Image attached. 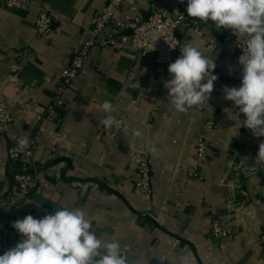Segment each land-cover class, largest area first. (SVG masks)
I'll return each instance as SVG.
<instances>
[{
  "label": "crops",
  "instance_id": "crops-1",
  "mask_svg": "<svg viewBox=\"0 0 264 264\" xmlns=\"http://www.w3.org/2000/svg\"><path fill=\"white\" fill-rule=\"evenodd\" d=\"M23 1L24 8L8 9L0 0V103L14 117L10 128L0 131V235L9 218L2 201L14 190L8 150L31 135L45 181L24 202L25 215L42 218L62 207L82 208L97 235L115 236L131 260L143 258L147 264H264V165L256 164L264 137L240 126L243 116L225 111L235 109L224 99L223 80L237 81L236 87L242 80V53L232 31H217L209 20L180 33L181 47L192 43L216 59L210 107L176 111L163 87L170 78L167 69L151 62L142 68L129 49L118 53L96 46L66 94L65 114L55 110L46 119L71 52L108 0ZM135 6V12L120 10L115 20L179 13L173 0H136ZM41 8L55 20L45 37L35 24ZM17 60L23 66L15 75L10 68ZM106 100L129 126L128 134L99 123ZM209 122L215 124L210 131ZM133 129L142 135L135 137ZM202 139L207 152L196 165ZM153 145L159 155L151 152ZM142 158L152 169L150 202L135 185ZM238 188L248 193V203L238 199ZM215 221L230 226L228 237L212 235ZM20 239L18 234L10 248ZM5 251L0 238V255Z\"/></svg>",
  "mask_w": 264,
  "mask_h": 264
},
{
  "label": "clouds",
  "instance_id": "clouds-1",
  "mask_svg": "<svg viewBox=\"0 0 264 264\" xmlns=\"http://www.w3.org/2000/svg\"><path fill=\"white\" fill-rule=\"evenodd\" d=\"M186 11L189 18L203 24L211 20L217 31L230 29L237 37L242 80L239 87H223L224 99L233 102L235 109L225 111L243 116L240 126L251 130L254 137H264V0H187ZM180 52L168 65L170 78L163 81L168 102L181 113L194 107H210L218 79L213 74L215 57L192 43L185 44ZM100 110L105 116L99 123L106 130L129 133L127 123L112 114L115 107L110 101H104ZM131 134L142 135L135 129ZM17 146L19 151L26 150L31 141L25 135L17 139ZM151 152L159 155L154 145ZM256 164L264 165V142L259 144ZM12 227L21 239L0 255V264H147L143 258L131 260L126 255L127 247H122L115 236L97 235L92 220L79 207H62L42 218L28 214L13 221Z\"/></svg>",
  "mask_w": 264,
  "mask_h": 264
},
{
  "label": "built area",
  "instance_id": "built-area-1",
  "mask_svg": "<svg viewBox=\"0 0 264 264\" xmlns=\"http://www.w3.org/2000/svg\"><path fill=\"white\" fill-rule=\"evenodd\" d=\"M173 1L179 9L176 16L154 12L148 17L137 14L135 17H127L126 21H117L115 17L120 10L129 8L132 12L136 11V0H108L102 12L94 18L92 27L83 34L81 46L71 52L69 64L62 71L51 104L45 110V118L48 119L58 108L66 109V94L81 76L87 65L88 56L96 46L109 48L118 53L129 49L134 52L136 62L140 63L142 68L148 62L153 61L161 70H168V65L176 60V54L181 47L180 33L203 24L196 18L188 17L187 0H184V3H180V0ZM2 3L8 9L25 7L23 0H3ZM54 23L53 15L45 8H41L35 23L38 35L48 36L53 30ZM22 66L21 61L17 60L11 66L10 71L17 75L22 71ZM13 122L14 117L11 110L0 103V131L10 128ZM214 127L213 122L206 124L208 131ZM28 138L31 141L30 148L19 151L16 140L8 150V162L11 167L14 162H20L24 166H28L31 172L25 173L23 170L12 168L15 173L14 190L7 199L2 201L9 211L8 221L0 235L5 250L10 248L18 235V232L12 227V222L26 216L23 212L24 202L29 200L31 193L38 191L45 181L37 166L35 137L30 135ZM206 147L204 139L200 140L196 165L202 164L207 152ZM194 175L193 171L190 172V177ZM152 182L150 164L147 159L142 158L138 166L135 185L148 202L153 194ZM237 197L244 203L249 202L248 193L241 188L237 189ZM211 233L215 238L223 239L230 235L231 228L229 225L215 221L211 225ZM262 257L264 258V250Z\"/></svg>",
  "mask_w": 264,
  "mask_h": 264
},
{
  "label": "trees",
  "instance_id": "trees-1",
  "mask_svg": "<svg viewBox=\"0 0 264 264\" xmlns=\"http://www.w3.org/2000/svg\"><path fill=\"white\" fill-rule=\"evenodd\" d=\"M234 83L236 84V83H238V82H237V81L235 82L234 80L232 81V80H228V79H226V80H223L222 85H223V86H225V85H227V86H233ZM56 110L60 112L61 116L65 114V113H64V112H65V109L58 108V109H56ZM37 166H38V169H39V164H37ZM12 168L15 169V170H23L25 173H30V172H31L28 166H24V165H23L22 163H20V162H14ZM24 169H25V170H24ZM14 174H15V173H14ZM13 180H14V175H13ZM35 192H36V191H33V192L31 193L30 198H31V196H32Z\"/></svg>",
  "mask_w": 264,
  "mask_h": 264
},
{
  "label": "water",
  "instance_id": "water-1",
  "mask_svg": "<svg viewBox=\"0 0 264 264\" xmlns=\"http://www.w3.org/2000/svg\"><path fill=\"white\" fill-rule=\"evenodd\" d=\"M150 64L154 66L155 62L152 61ZM56 163H57V161H55V162L49 164V166L55 165ZM45 168H46V167H45ZM39 171H41V170H39Z\"/></svg>",
  "mask_w": 264,
  "mask_h": 264
}]
</instances>
